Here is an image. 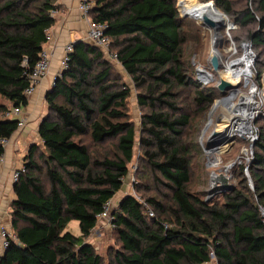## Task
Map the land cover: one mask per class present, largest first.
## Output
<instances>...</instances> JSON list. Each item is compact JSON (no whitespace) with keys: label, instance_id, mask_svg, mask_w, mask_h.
Here are the masks:
<instances>
[{"label":"trees","instance_id":"1","mask_svg":"<svg viewBox=\"0 0 264 264\" xmlns=\"http://www.w3.org/2000/svg\"><path fill=\"white\" fill-rule=\"evenodd\" d=\"M213 1L234 25H257L247 38L264 49V0H246L242 7L240 0ZM94 2L90 16L107 25L111 51L138 90L139 134L130 87L113 76L104 51L84 40L72 43L68 67L46 95L42 146L30 147L15 182L17 239L0 264H206L212 255L217 264H264V125L258 127L250 179L241 167L240 185L210 202L191 188L193 167L202 158L198 130L190 133L192 114L204 118L221 95L215 86H203L189 58L203 48V26L181 15L178 0ZM58 9L52 0H0V95L12 107L28 104L29 74ZM261 62L257 56L259 77ZM10 109L0 106V158L1 140L18 129V120L6 117ZM135 159L132 191L112 210L120 247L105 261L87 238L105 204L123 189ZM162 189L168 193L159 199ZM72 221H78L79 235L69 231Z\"/></svg>","mask_w":264,"mask_h":264},{"label":"rangeland","instance_id":"2","mask_svg":"<svg viewBox=\"0 0 264 264\" xmlns=\"http://www.w3.org/2000/svg\"><path fill=\"white\" fill-rule=\"evenodd\" d=\"M198 2H201V3H198ZM208 2H202L200 0H178L177 7H178L179 12L183 16V12L185 10H186V13L190 14L191 12L190 9H192L195 6H199L201 4L205 5V3H208ZM210 2L214 3L213 0H211ZM245 2L246 0H240L237 7H242L245 4ZM227 16L231 19L230 27L234 28V30H232V28L231 30H227L226 28L220 29L219 38L221 40L217 41V45H216L217 49L220 51L222 55V61H221L222 65L220 68V72L221 73L225 72V66L227 62H231L232 60L242 57L245 53V48L243 46L245 43H249L250 48H251L250 50L255 56L253 59V66H252L254 75L251 79V84L252 82L255 81L258 85H260V88L263 89L264 91V72L259 77L255 69L257 56H260V59L262 61L260 63V66L264 67V49L262 47H254L247 38L248 31H250V29H253V30L256 29L257 25H252L246 28H243L240 25L233 26L232 21L234 19L230 17L229 15ZM197 22L201 24L199 21ZM202 31H203V48L200 52L189 55V58L193 65V70L195 71V73H196L197 68L201 67L211 72L212 74H214L213 75L214 79L209 81L208 84L216 87L219 82V79L221 78V75L220 74L218 75L216 72L212 70V67L209 62V59L212 54V49H213L214 31L204 26L202 28ZM111 62L114 67L113 76L120 77L122 81L125 82L130 87L131 114L133 116L134 123L138 130L137 132L139 134L140 110L137 104L138 90L135 88L134 83L131 80V78L124 75L121 63L119 61H111ZM196 75H197V78L202 83L200 75H198L197 73ZM251 84L244 86V79H243L242 83H239V89L241 88L243 92H249ZM235 88L233 87V88L227 89L224 92V94H221L216 98L215 102L219 101V103L217 104L213 112L211 113L210 119L212 120H211L209 128L205 132H204V129L206 128V125L209 121L210 111L212 110L213 105L208 109L207 114L204 118H201L199 113L192 114V125L190 128L191 129L190 133L193 134L194 132H196V130H198L196 133V137H197V142L199 144V147L201 148L202 158H199V161H196L195 166L193 167L191 188L194 190V192L197 193L198 196H201L203 199H205L208 202L214 199L222 200V194L228 191V189H225L222 186V184H220L219 182L217 184L214 183L213 181L214 174L225 173L227 177H230V180H229L230 183L234 184V186L235 185L239 186L242 180V177H243L240 173L241 167H244L245 169L244 174L248 179H250V173L248 172V167L253 157L254 143L258 139V136H259L258 127L259 125H264V121L263 122L260 121L259 124L257 125L256 122L258 118L253 120L254 127L252 125V128H254V130H253L252 136L256 138L254 141H251V139L247 137L243 138L242 135L237 136L236 133L235 134L229 133L224 136L226 137L225 139L232 138L230 139L231 141L229 142V144L228 143L223 144L219 152H215L210 155H208L205 152L204 147L209 146L208 143L211 138V133L214 130H218L222 132V130H220V127H219L220 121L222 120L224 121V119L226 120L229 117L236 116V113H234L233 110L229 109V107L226 105L234 106L235 104L239 103L240 98H241L240 95L238 94V96L234 99H226L224 101L222 100L224 97H227V95L230 94ZM0 106H6L8 108H11L12 103L0 95ZM263 112H264V109H263ZM223 121L221 122L222 124H223ZM233 135L236 136L235 139L232 137ZM240 137H242L243 139ZM224 142L226 141L224 140ZM216 159H219V162L214 163ZM230 164L231 166L229 167V170L226 173L225 168ZM138 167H139V161L135 159L133 163L130 164V172H129L128 177L125 179L123 189L115 196L113 200L114 201L113 210L116 209L117 199L119 200L120 197L124 195V192L130 193L132 191L133 181L134 179H136L137 171L139 170ZM41 177L44 180V182L47 184V180H46L47 178L44 172H42ZM141 193L146 195L144 192H141ZM165 193H168V192L164 189L160 190V193L158 194V198L164 199L163 196ZM139 194L137 195L139 196ZM69 231L72 232L74 235L80 234V228H79L78 221H72L70 223ZM87 241L90 242L95 247L96 251L104 258L105 261H108L109 259H111L115 250L119 249L120 247L113 224L107 223V222L97 223V226L95 227V229L92 230L90 236L87 238ZM211 257H212L211 261L206 264H217L214 256L212 255Z\"/></svg>","mask_w":264,"mask_h":264},{"label":"crops","instance_id":"3","mask_svg":"<svg viewBox=\"0 0 264 264\" xmlns=\"http://www.w3.org/2000/svg\"><path fill=\"white\" fill-rule=\"evenodd\" d=\"M52 1L59 5V9L55 14L56 23L51 27L53 41L47 43L52 53L50 72L37 85L34 94L28 97V104L22 109V115L27 119L26 125L18 128L4 145L3 159L0 162V228L6 226L11 234H15L11 216V203L16 197L13 172L24 164L25 156L33 144L42 146L39 125L48 113L46 94L60 71L64 46L78 40L85 41L86 38L87 22L79 8L81 0ZM4 252L0 239V257Z\"/></svg>","mask_w":264,"mask_h":264},{"label":"built area","instance_id":"4","mask_svg":"<svg viewBox=\"0 0 264 264\" xmlns=\"http://www.w3.org/2000/svg\"><path fill=\"white\" fill-rule=\"evenodd\" d=\"M95 2L94 0H81L80 2V11L83 14V16L86 19L87 22V31H86V38L85 41L101 48L106 57L110 60V61H118V56L116 53L111 51V38L109 37V35L106 34V29H107V25L105 23L102 22H98L92 19V17L90 16V11L91 9L94 7ZM58 10H53L51 12L52 15L55 16V14L57 13ZM46 43L40 53V58L38 60V62L36 63L34 69L32 70V72L29 74V79H30V83L28 85V87L25 89V94L27 95V97L31 96L34 94V92L37 89V85L40 83V81L44 78H46L49 75L50 72V61H51V51L49 49V47H47V43H51L53 41V35L51 32V28L46 29ZM246 44V43H245ZM74 46L72 43L70 44H66L64 46V54L60 60V71L58 73V75L55 77L54 82L52 87L54 86L57 77L60 76L62 74V72L68 67V61L70 59V54L73 52ZM202 72L205 73V77L204 75H202ZM196 73L198 75H200L201 77V81L203 83V86L207 85L209 81L213 80V75L211 72L199 67L196 70ZM252 84H254L253 89L255 88V107H252V125H253V120L257 119L259 117L260 114H263V109H264V97L262 95H264V91L263 89L260 88V85H258L255 81L252 82ZM250 86V89L252 88V85ZM241 102V98L239 103ZM237 103V104H239ZM22 106H13L11 107V109L9 111H7L6 113V117L9 118H16L18 120V128H22L26 125L27 119L26 117H24L22 115ZM254 127V125H253ZM253 130L254 128H252L251 130V134H248L247 136H243L250 138L251 141H254L256 138L254 136H252L253 134ZM238 136V135H237ZM234 139L236 136H234ZM242 138V137H240ZM242 138V139H243ZM232 139V138H230ZM231 141V140H230ZM1 142L3 143V145H6L8 143V139H3L1 140ZM3 157L0 158V162L2 161ZM25 171V166L24 164L16 169L13 172L12 178L13 181L16 182L20 176L21 172ZM134 182V181H133ZM251 184V183H250ZM252 186V184H251ZM113 199L109 200L105 206L103 211L98 215V223L99 222H107V223H113ZM149 216H153V212L149 211L148 213ZM165 227H167V225L165 224ZM0 239H1V246L2 249L5 250L6 247L9 245V242L11 239L16 240V235L15 234H11L6 226H2L0 228Z\"/></svg>","mask_w":264,"mask_h":264},{"label":"bare ground","instance_id":"5","mask_svg":"<svg viewBox=\"0 0 264 264\" xmlns=\"http://www.w3.org/2000/svg\"><path fill=\"white\" fill-rule=\"evenodd\" d=\"M207 14L209 17L213 18L215 21L220 22L222 24H225V28L228 30L229 23L228 19L215 4L213 3H207L204 6L190 12L191 15H195L196 17H201L202 14ZM198 19V18H197ZM221 39L218 37V41ZM245 48V53L242 57L232 60L231 62H227L225 66V72L221 73V78L227 82H229L232 85V88L236 87L230 94L227 95L223 99H234L238 96V94L241 97V102L239 104L233 105H226L229 107V109H232L234 113H236V116L229 117L228 119H224L223 124L220 121V130L223 132V136L227 134H235L236 135H242L247 136L248 134H251L252 130V107H255V88H252L249 90V92H243L241 88L239 89V83H242V80L244 79V86L251 84V79L254 75L253 71V59L254 54L251 52L250 44L246 43L243 46ZM216 53L219 55L220 62L222 61V55L220 51L217 49ZM222 63V62H221ZM222 65V64H221ZM241 65V66H240ZM202 75L205 76V73L202 72ZM207 77V76H205ZM232 79V80H231ZM264 97V95H262ZM233 137V136H232ZM234 138V137H233ZM223 144H229L230 138L225 140ZM223 144L219 146V151L221 150ZM229 146V145H228ZM219 162V159H216L214 161ZM228 165L227 167H230Z\"/></svg>","mask_w":264,"mask_h":264},{"label":"water","instance_id":"6","mask_svg":"<svg viewBox=\"0 0 264 264\" xmlns=\"http://www.w3.org/2000/svg\"><path fill=\"white\" fill-rule=\"evenodd\" d=\"M198 3H201V2H198ZM213 5H214V3H213ZM183 17L184 18H189L190 17V18H194V19L196 18V20L198 18L197 21H199L204 27H206V28L211 29V30L214 31V35H213V41H214L213 42V49H212V54H211V57L209 59V62H210V65L212 67V70L219 75L220 74V68H221V62H220L219 55L216 53V50H217V46L216 45H217L218 37H219V34H220L219 33L220 32V29L221 28H225V24H222L220 22L215 21L213 18L209 17L207 14H204V13L199 18V17H196L195 15H191V14H188V13H184L183 12ZM232 25L234 26V23L233 22H232ZM231 28L232 27H228V30H230ZM216 88L218 89V91L221 94H224V92L227 89L232 88V85L229 82H227V81L223 80L222 78H220L219 79V82H218V84L216 86ZM218 103H219V101H216L213 104L212 110L210 111L209 121H208V123L206 125V128L204 129V132L210 126V123H211V120H212V119H210L211 118V113L213 112V110L215 109V107L217 106ZM225 138L226 137L223 136V132L218 131V130H214L211 133V138H210V141L208 143V145L210 147L209 146L208 147L207 146L204 147L205 152L208 155L213 154L215 152H219V146L224 143V140H226ZM210 144H212V145H210ZM251 147H252V145H251ZM228 170H229V167H226L225 168V172L227 173ZM229 180H230V177H227V175L225 173L214 174V176H213L214 183L217 184L219 182L220 184H222V186L225 189L231 190L235 186H234V184L230 183Z\"/></svg>","mask_w":264,"mask_h":264}]
</instances>
